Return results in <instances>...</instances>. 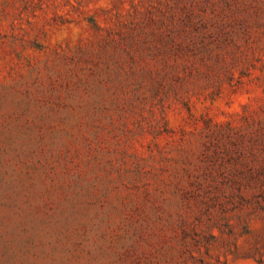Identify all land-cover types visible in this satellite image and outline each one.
Returning <instances> with one entry per match:
<instances>
[{
    "label": "rangeland",
    "instance_id": "obj_1",
    "mask_svg": "<svg viewBox=\"0 0 264 264\" xmlns=\"http://www.w3.org/2000/svg\"><path fill=\"white\" fill-rule=\"evenodd\" d=\"M0 264H264V0H0Z\"/></svg>",
    "mask_w": 264,
    "mask_h": 264
}]
</instances>
